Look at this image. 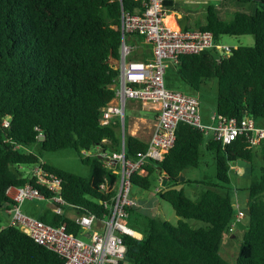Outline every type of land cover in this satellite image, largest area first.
Returning a JSON list of instances; mask_svg holds the SVG:
<instances>
[{
  "label": "trees",
  "instance_id": "16d2710c",
  "mask_svg": "<svg viewBox=\"0 0 264 264\" xmlns=\"http://www.w3.org/2000/svg\"><path fill=\"white\" fill-rule=\"evenodd\" d=\"M240 1L255 2L250 5L252 11L238 9L226 19L216 5L209 4L203 23L181 27L212 31L216 40L224 34H253V45L232 46V53L220 58L212 50L183 54L170 65L172 73L167 70L165 75L168 88L185 93L181 83L197 91L216 78V111L239 122L245 116L264 117V0ZM146 2L0 0V210L14 203L9 187L27 182L36 185L27 171L31 164L37 163L45 151L63 148L75 149L91 166L90 174L82 175L46 162L63 178L64 197L82 210L99 214L108 210L100 202L105 194L94 182L116 174H111L99 154L85 156L82 150L94 151L98 145L107 150L121 149L120 122L103 123L102 116L116 96L122 11L140 13ZM164 6L176 9L173 0H164ZM132 38L142 42L144 48L130 46L129 57L152 59L154 44L144 42L145 37L135 32L128 34L127 43ZM7 116L11 122L4 126ZM252 137L253 132L245 130L224 144L201 128L180 122L175 143L163 159L147 161V172L136 171L131 178L133 184L144 189L157 187L160 197L172 204L180 219L172 223L151 214L132 217L137 207L129 206L128 222L142 236H124L127 252L116 264H231L221 253V245L237 213L236 197L230 193L229 184L232 166L239 158L247 162L252 179L245 186L246 227L236 264H264V138L253 143ZM125 141L128 157L148 147V141L130 132ZM203 145L213 153L217 182L181 180L184 169L202 163ZM160 177L167 179L165 185ZM186 182L203 187L192 197L182 186ZM41 191L48 195L44 187ZM35 215L56 225L68 220L67 229L79 232V226L66 214L44 208ZM192 219L203 224L196 226ZM63 263L60 253L38 243L18 226L0 225V264Z\"/></svg>",
  "mask_w": 264,
  "mask_h": 264
},
{
  "label": "built area",
  "instance_id": "2783aa9c",
  "mask_svg": "<svg viewBox=\"0 0 264 264\" xmlns=\"http://www.w3.org/2000/svg\"><path fill=\"white\" fill-rule=\"evenodd\" d=\"M168 12L164 0H147L145 9L140 13L122 11V43L118 59L120 73L116 96L104 108L102 116L103 123L115 120L120 122L122 146L120 150H107L100 145L94 151L82 150L85 156L93 152L99 154L111 174H116L104 175L98 184L94 182L104 192L105 199L100 202L108 210L99 214L96 211L82 210L79 205L68 201L63 195V178L47 167V161L43 157L27 170L35 179L36 185L27 182L8 188V194L14 199L8 209L9 223L21 228L38 243L60 253L64 257L63 264H116L125 258L127 244L124 236H142V233L128 225V207L137 205L131 196L132 175L136 171L146 173L144 165L147 161L163 159L175 143L180 122L191 123L205 133L213 130L215 138L222 140L224 144L230 143L245 130L253 132V143L264 138V127L256 126L249 116L239 122L236 118L227 117L215 110L211 114L212 121L204 122L197 96L167 87L166 72L181 55L212 50L220 58L230 54L232 49L231 45L216 40L212 31L185 30L179 25H171L166 20ZM132 32L143 35L154 44L152 59L129 57L131 48L127 43V36ZM129 99L140 100L158 112L146 151L135 157L126 155V107ZM10 122L11 118L7 116L3 125L9 126ZM41 187L46 189L48 195L41 191ZM36 198L50 199L53 210L58 214H66L72 224L79 226V232L76 234L67 229L68 220L58 225L51 224L22 210L21 205L25 200ZM243 215L244 211L238 209L230 230L237 226L236 220H241Z\"/></svg>",
  "mask_w": 264,
  "mask_h": 264
},
{
  "label": "rangeland",
  "instance_id": "374dc122",
  "mask_svg": "<svg viewBox=\"0 0 264 264\" xmlns=\"http://www.w3.org/2000/svg\"><path fill=\"white\" fill-rule=\"evenodd\" d=\"M209 4L216 5L224 18L231 19L234 15V12L238 9L252 11L253 8L250 5H255V2L253 3L251 1V3L248 4L240 0H179V5L184 9V11L189 12L192 18H194L193 23L205 20L206 8ZM186 20L188 21V19ZM219 42L223 44H229L231 46H238L240 44L253 45L255 43V37L253 34H224L219 39ZM169 73H172V69L170 68L168 69V74ZM180 88L184 91L193 93L200 98L201 111L203 112V114L209 113L211 109L215 107L217 97L216 78L209 80L207 84L202 85L201 88L197 91L192 90L191 87H189L185 83H181ZM128 103L129 104L126 107L127 122H129V120L133 119L143 110L142 108L141 110L138 107L133 108L130 102ZM253 120L256 126L261 128L264 127V117ZM201 150L204 153L202 163L197 167H189L187 169H184L180 175L181 180H204L217 182L216 163L213 153L208 151L204 145L202 146ZM43 154L44 159L48 160L53 165L68 169L82 175L90 174L91 166L84 163L81 160L79 153L73 148H63L50 151L47 150ZM117 169H119V167ZM256 172L259 171L256 170ZM230 174L231 183L229 184V191L233 196L238 197L239 203L243 207H245L247 203V192L245 186L249 185L252 179L251 169L244 168V165L242 167L238 165V169H232ZM182 186L185 189L186 193L192 197H195L203 187V185H200L196 182L182 183ZM221 190H223V188H221ZM131 196L134 198L137 204H140L135 205V207H137V211L136 214H132V217L139 214H151L168 219L172 223H177L180 219V216L175 212L172 204L160 197L157 192V187L155 186L148 190L133 184L131 189ZM40 207H42L41 210H43L44 208H53L52 201L45 198H36L33 200H25L21 205L22 210L30 214H35V211H38ZM235 210H238L237 204H235ZM0 218L3 220V223H7L9 219L7 209L0 210ZM191 222L196 226H200L203 224V221L199 219H192ZM128 225H130L129 222ZM243 230L244 229L235 226L233 230H230L224 235L221 245V253L230 261L231 264H236V258L244 235Z\"/></svg>",
  "mask_w": 264,
  "mask_h": 264
},
{
  "label": "crops",
  "instance_id": "0c3cea01",
  "mask_svg": "<svg viewBox=\"0 0 264 264\" xmlns=\"http://www.w3.org/2000/svg\"><path fill=\"white\" fill-rule=\"evenodd\" d=\"M173 1L175 2L176 9H174V10H169L168 9V11L170 13L168 14V16L166 18L167 22H169L171 25H173V26H176V25L182 26L184 24V25H190L192 27H196L198 23H201V22L203 23L205 21V20H203V21H199V22L193 23L194 18H192L190 16L191 14L189 12H187V11H184V9L179 5V0H173ZM170 15H171V19L168 21V17ZM186 19H188V21ZM146 41L147 40L144 39V42H146ZM129 45L135 50H143V48H144V44L142 42L138 41L136 38H132L131 41L129 42ZM153 57H154V53H153ZM187 93L195 95V94L190 93V92H187ZM195 96H197V95H195ZM129 100H128V102H130V104H131V106L133 108H137L138 107L140 109L142 108L143 110L141 109L142 112L137 114L133 119L129 120V122H127V119H126L127 129H128V131L130 133L135 134V135L139 136L140 138L148 141L150 139V136H151V134L153 132L155 123L157 121L158 112H157L156 109L152 108L151 106L144 105L140 100H137V99H129ZM199 100H200V98H199ZM128 102H127V105L129 104ZM216 106H217V97H216L215 107L213 109H211V111L209 113H204L203 114V112L201 111V100H200L199 110L201 111V115H202V117H203V119H204V121L206 123H210L212 121L211 113L216 110ZM206 134L208 136H213L214 135L213 130H209ZM43 158H44V156H43ZM46 161L48 163H50L48 160H46ZM246 164H247V162H246ZM246 164L240 165V164L237 163V164H235L233 169L237 170L238 169V165H240V167H242L244 165V168L250 169V168H248L246 166ZM162 180H163L162 177H160V179H159L160 183H161ZM162 183H163V181H162ZM247 200H248V195L246 197V201ZM236 204L238 206V209H242L244 211V215H243L241 220H242L243 224H245L246 207H243L239 203L238 197H236ZM137 205H140V204H137ZM41 209H42V207H40L38 211H35V213L41 211ZM50 209H53V208H50ZM7 212H8V209H7ZM8 214H9V212H8ZM9 221H10V214H9V219H8L7 223H3V220L0 218V225L8 224Z\"/></svg>",
  "mask_w": 264,
  "mask_h": 264
},
{
  "label": "water",
  "instance_id": "95a60500",
  "mask_svg": "<svg viewBox=\"0 0 264 264\" xmlns=\"http://www.w3.org/2000/svg\"><path fill=\"white\" fill-rule=\"evenodd\" d=\"M231 53H232V51H231ZM237 163L242 165V164H246V161L239 158ZM160 170H162V169L160 168ZM166 181H167V179H163V183L162 184L165 185ZM236 224L241 229H244L246 227V225L243 224L242 220H236Z\"/></svg>",
  "mask_w": 264,
  "mask_h": 264
},
{
  "label": "bare ground",
  "instance_id": "6f19581e",
  "mask_svg": "<svg viewBox=\"0 0 264 264\" xmlns=\"http://www.w3.org/2000/svg\"><path fill=\"white\" fill-rule=\"evenodd\" d=\"M171 19V15L168 17V21Z\"/></svg>",
  "mask_w": 264,
  "mask_h": 264
}]
</instances>
